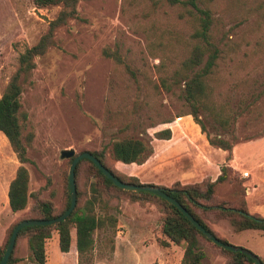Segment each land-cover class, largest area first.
Listing matches in <instances>:
<instances>
[{
	"label": "rangeland",
	"instance_id": "rangeland-1",
	"mask_svg": "<svg viewBox=\"0 0 264 264\" xmlns=\"http://www.w3.org/2000/svg\"><path fill=\"white\" fill-rule=\"evenodd\" d=\"M212 23L210 35L218 57L213 69L208 106L221 119L222 131L207 112L198 111L199 122L209 136L235 141L229 153L210 147L189 115L181 96L182 85L172 74L196 44L194 24L181 6L152 7L136 0H76L77 19L53 31V45L33 59L35 68L23 84L21 112L33 138L26 155L34 165L28 172V193L51 202L55 210L64 203L69 159L59 152L103 150L105 163L117 174L134 177L139 184L169 188L199 186L204 189L225 168V180L214 189L220 200H244L249 215L264 218V0H207ZM200 6V3L198 4ZM62 6L37 8L32 0H0V95L17 67V57L36 44ZM117 49L121 63L102 56ZM163 80L169 91L161 87ZM31 83L32 85H29ZM208 95V94H207ZM169 129L168 140L155 132ZM115 135V136H113ZM133 138L151 149L140 164L123 165L108 154L111 139ZM0 133V238L5 230L31 213L26 208L10 213L6 186L18 167ZM95 179L89 166H79L74 179L82 208ZM5 187V190L3 191ZM4 194V195H3ZM95 206L99 217L115 220L92 233L89 253L78 256L74 232L67 253L57 249L56 233L45 241L46 264H179L182 246L169 244L160 232L162 206H143L107 191ZM195 213L219 238L245 248L264 263V234L234 233L212 212ZM213 245V244H212ZM202 264H226L211 243L201 241ZM14 264H30L25 238L16 240Z\"/></svg>",
	"mask_w": 264,
	"mask_h": 264
},
{
	"label": "trees",
	"instance_id": "trees-1",
	"mask_svg": "<svg viewBox=\"0 0 264 264\" xmlns=\"http://www.w3.org/2000/svg\"><path fill=\"white\" fill-rule=\"evenodd\" d=\"M146 1L152 7L159 4L168 6H181L192 23L194 30L191 38L196 44L191 48L189 55L184 59L179 68L172 74V83L180 86L181 96L189 107L186 115H189L194 123L204 134L207 144L215 149L229 153L235 137L232 132L228 133L226 138L218 136H209L197 120L198 111L202 109L209 114V117L216 122L222 131H226L225 119H221L213 108L208 106L209 94L212 92L213 69L218 57L217 46L212 42L209 33L212 23L211 10L207 5V0H136ZM200 3V6L198 5ZM32 4L37 8L46 6L61 5L62 8L57 16L49 21L46 32L39 38L35 45L25 48L17 57V67L9 77L8 82L0 95V133L6 139L11 152L15 155L18 167L14 172L12 180L9 182L6 191L7 206L10 213L21 212L26 208L28 198H33L34 205L31 213L12 223L4 234V239L0 244V259L5 245L10 236L13 227L22 220H49L62 214L69 205V192L67 186V177L65 178V196L64 203L60 210H55L51 202L43 200L37 194L28 193V172L24 165H34L27 157V148L33 138L32 131L27 130L25 125L28 118L25 112H21L20 97L23 91V84L35 68L33 59L43 55L46 50L53 45V31L56 28L66 25L68 20L77 19L76 0H32ZM102 56L111 59L114 63L120 64L121 58L117 49H103ZM161 87L169 91V86L165 81H160ZM29 85H32L29 83ZM208 94V95H207ZM208 101V103H207ZM115 136V135H113ZM157 140H168L170 138L169 129H164L153 134ZM108 154L110 157L123 165L140 164L151 154V149L142 141L133 138L111 139L108 145ZM92 155L110 174L123 183L140 185L134 177H124L114 172L104 159L103 150L83 151ZM82 153L79 152L78 154ZM74 154V156L78 155ZM71 162V159H69ZM87 163L90 175L95 179L91 188L90 197L84 202L82 208L74 206L73 211L62 222L50 226H29L20 229L17 233V239L23 237L26 241L30 264H45V241L50 238L52 232L56 233L57 249L60 253H67L71 244V231L74 232V249L78 256H82L91 251L93 240L92 233L103 228L107 223L114 228L115 220L109 216L99 217L95 214V206L101 203L103 207L105 202L100 201L101 193L113 191L116 194L126 197L129 201L137 203L140 206L151 203L162 206L164 217L161 222L160 232L166 241H160L159 244L166 247L170 243L175 246H182V256L179 264H202L205 257L201 241L206 240L190 223L176 210L174 206L147 192L123 191L114 187L88 160H80L73 171V179L77 176L79 166ZM225 180V168L221 169L220 174L213 182H209L202 190L199 186H180L175 184L169 188H161L166 195L174 199L188 214L206 231L212 234L222 243L225 240L216 236L207 225L195 213L212 212L217 217L224 219L234 233H240L246 230L258 231L264 234V218H257L248 214L244 200L237 202H228L220 200L213 195L215 185ZM75 188V186H74ZM79 194L75 190V200ZM76 203V202H75ZM224 257L226 264H253V262L240 253H233L223 250L211 244ZM15 247V243H14ZM13 247V249H14ZM18 260L14 257L13 250L6 264H14ZM262 264V260H260Z\"/></svg>",
	"mask_w": 264,
	"mask_h": 264
},
{
	"label": "water",
	"instance_id": "water-1",
	"mask_svg": "<svg viewBox=\"0 0 264 264\" xmlns=\"http://www.w3.org/2000/svg\"><path fill=\"white\" fill-rule=\"evenodd\" d=\"M59 158L60 159H71L68 174H67V186H68V192H69V205L68 208L59 216L49 219V220H22L18 222L12 229L10 236L7 240V243L5 245L3 254L0 259V264H6L9 256L13 250L15 239L17 236V233L20 229L24 227L29 226H50L58 224L62 221H64L69 214L73 211L75 206V188H74V179H73V171L76 166V164L80 160H88L91 162V164L107 179L109 182L116 188L123 190V191H130V192H147L150 194L155 195L158 198L163 199L164 201L168 202L172 206L176 208V210L190 223L191 226H193L202 236L208 240L211 244H213L216 247H219L223 250L233 252V253H240L244 255L245 257L249 258L253 264H262L260 259L250 252L249 250L239 247V246H232L228 243H222L218 239H216L212 234H210L208 231L203 229L193 218L190 214L186 212L184 208L180 206L174 199L169 197L165 194V192L155 186H149V185H134V184H128L123 183L117 180L110 172L104 168L92 155H90L87 152H82L76 156H74L73 150L64 149L59 152Z\"/></svg>",
	"mask_w": 264,
	"mask_h": 264
},
{
	"label": "crops",
	"instance_id": "crops-1",
	"mask_svg": "<svg viewBox=\"0 0 264 264\" xmlns=\"http://www.w3.org/2000/svg\"><path fill=\"white\" fill-rule=\"evenodd\" d=\"M132 177V176H131ZM6 188H7V186H6ZM5 190V187H4V189H3V191ZM7 190V189H6ZM4 195V194H3ZM246 231H250V233L251 232H258V231H252V230H246ZM242 232H244V231H242ZM241 233V232H240ZM259 233H261V232H259ZM239 234V233H238ZM261 234H263V233H261ZM55 241H56V239H55ZM1 242H2V237L0 238V244H1ZM260 259V258H259ZM261 260V259H260ZM46 264V263H45Z\"/></svg>",
	"mask_w": 264,
	"mask_h": 264
}]
</instances>
